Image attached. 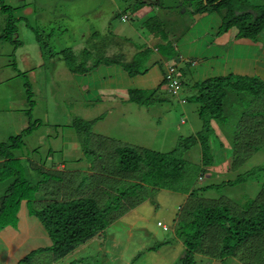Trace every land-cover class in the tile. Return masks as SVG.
Returning <instances> with one entry per match:
<instances>
[{"label":"rangeland","instance_id":"1","mask_svg":"<svg viewBox=\"0 0 264 264\" xmlns=\"http://www.w3.org/2000/svg\"><path fill=\"white\" fill-rule=\"evenodd\" d=\"M136 1L0 0V144L8 143L11 137L23 134L25 129L39 121L32 134L23 135L24 147L14 150L15 156L25 154L22 161L25 173L34 184L46 179L48 173H52L50 171L54 176L56 174L42 185L39 200L35 198L33 202L38 211L56 200L63 202L92 197L102 207L115 202L110 194L117 186L113 179L124 186L132 181L118 179L119 156L112 152L105 153L103 143L108 144V149L114 148L111 142L116 140L114 145L117 146L126 143L136 148L169 152L177 145L180 136L189 137L204 129L199 103L193 96L189 97L193 81L189 84L190 73L183 63L182 69L186 70V74L179 95H172L167 85L158 90L157 95H166V92L171 95V101L162 103L168 107L166 112L161 103H127L125 101L130 99L126 96L121 99V94L114 92L99 101L97 99L100 97L90 90L86 94L91 103L85 104L75 74L66 63L67 57L72 56L69 48L77 55L78 61L83 56L85 58L84 51L88 50L89 58L85 61L88 65L97 59L106 60V57L121 53L130 61L140 57L139 48L147 50L153 45L152 35H163L160 38L161 50L152 47L150 60L144 56L143 63L154 60L165 68L175 63L174 58L180 54L197 58L200 62L205 56L219 51L216 43H226L225 49L234 54L240 55L245 49L249 53L242 63L230 64L225 59L226 66L231 67L234 73L254 74L264 80V31L256 39L238 37L235 25L220 32L225 10L199 14L194 11L196 4L188 0H140L145 2L142 7L149 6L147 9H137ZM249 1L264 3V0ZM3 4L11 8L4 10ZM156 5H159L156 10L151 7ZM146 10L155 15L139 23L134 13ZM125 12L131 14L126 21L122 19ZM11 13L16 18L17 31L9 40L2 36L8 31L7 22ZM126 56L132 57L128 59ZM206 72L192 71L191 75L197 80ZM81 75L88 76V72ZM229 90L224 121H213L214 132L211 133L209 148V153H214L216 160L227 159L224 164L226 171L216 173L220 170L209 168V173H205L204 179L199 182L203 186L235 179L238 174L264 164V95L257 98L250 89L248 92ZM11 104L15 105V110L7 111L5 108H10ZM143 106L154 108L148 111ZM91 118L95 119L91 122L90 137L86 142L82 134L85 130H77L74 120L89 122L87 120ZM153 121L161 128L171 127L175 130L171 133H178L179 138H172L170 133L166 142L158 141L161 134L158 131L152 133ZM247 130L255 132L256 137H251ZM222 141L229 148L224 147ZM230 148L237 152L238 168L229 170L227 166L236 162ZM183 158L192 169L201 167L202 145H192L184 152ZM61 163L65 164L63 170L58 169ZM40 169H43L42 172ZM187 170L190 171L188 166ZM136 176L139 178L140 173ZM58 178L64 179L60 181ZM7 183L0 182V196ZM146 186L145 191L142 190L137 196L142 202L131 206L132 209L129 206L122 208L115 217L111 214L110 227L79 245L73 253L56 259L53 252H39L24 264H130L144 248L173 238L174 227L165 231L157 224L158 220L164 221L163 215L170 211L173 193ZM258 196H264V169L236 185L214 187L196 198L208 205L223 206L229 203V198L241 204L250 197ZM129 213L134 214L131 218L139 222L135 223L133 219V227L125 229L117 220L119 215L123 219ZM36 219H26L23 229H19L15 235L6 233V230L0 231V264H17L32 248L52 244L44 225L38 217ZM7 230L13 229L9 227ZM178 247L175 239L173 244L146 252L134 264H181L182 258L178 256L184 254V248L181 243L180 252L174 256ZM114 255L116 259L112 257ZM234 259L221 261L197 254L195 264H243Z\"/></svg>","mask_w":264,"mask_h":264},{"label":"trees","instance_id":"2","mask_svg":"<svg viewBox=\"0 0 264 264\" xmlns=\"http://www.w3.org/2000/svg\"><path fill=\"white\" fill-rule=\"evenodd\" d=\"M188 2L196 4L194 11L199 12V14L225 10L220 32L227 31L235 25L238 29V37L256 39L264 31V3L255 4L249 0H188ZM144 3L140 0L136 1V8L140 9ZM10 8L7 4L2 5L4 10ZM126 13L131 17V14L128 12L124 14ZM15 23L16 18L11 13L7 22L8 31L3 34L2 38L12 40V36L17 31ZM161 36L163 35H152V38L156 40L160 39ZM152 47L154 50H161L160 42H158L151 47L149 46L147 50L142 47L139 48L140 57L138 56V59L129 61L121 53L117 56L106 57V60L97 59L92 63L93 65L91 64L92 66L85 62L89 58L88 50L84 51L85 58L83 56L82 60L78 61L77 55L69 48L72 56L65 60L70 66V70L79 75L86 74L105 63L107 65H121L130 76H135L146 73L153 64L161 65L160 62L154 60L149 61L150 63H143L144 56L150 60L151 54H153ZM173 65L176 64L173 63ZM167 68L162 85L166 84ZM180 69L178 66L177 77L181 83H184V74L180 72ZM191 88L189 97L193 96L199 103V115L203 120L204 129L189 137L180 136L177 145L169 152L144 147L136 148V146H130L126 143L117 146L114 145L116 140L111 142L114 148L108 149V144L103 143L105 144L104 149L106 148L105 151L103 150L105 153L110 154L112 152L119 156L120 165L116 174L118 179L132 181L130 185L124 186L118 184L117 179H113L117 186L113 191L114 193L111 192L110 194L115 202L113 201L105 207L100 206L96 199L86 197L63 202L56 200L53 203H47L42 210L38 211L33 202L35 198L37 201L41 186L50 180L51 176L56 177V174L54 176L53 171L48 170L52 173H48L46 179L34 184L26 176L22 160L13 158V154L15 149L24 147L23 135L32 133L39 121L25 129L23 134L11 137L8 143L0 144L2 148L0 156L4 158L3 161L0 160V182H8L3 195L0 196V231L7 227H18V214L22 206L26 204L29 214L38 217L52 239L51 245L30 251L17 264H24L31 256L39 252H53L56 259L73 253L79 245L85 244L110 227L111 214L115 217L122 208L127 206L131 208V206H136L142 202L137 196L142 190L145 191L146 185L154 187L156 190L166 189L188 194V196L181 205L173 226L166 224L167 227L163 228L165 231H170L174 227V237L144 248L133 257L130 264L139 261L146 252L157 251V247H163L168 243L173 244L175 239L181 242L184 248V254L178 256L182 258L181 264H195L197 254L221 261L236 258L243 264H264V196L250 197L241 204L235 203L229 198V203L223 206L208 205L205 201L196 198L197 195L206 193L207 190L214 187L227 184L236 185L264 169V164H259L244 173L238 174L235 179L204 186L199 183L204 179L205 173H209V168L215 167L217 170L226 171L224 167L226 161L218 162L214 153H209V148L211 133L214 132L213 121H224L225 100L229 89L237 92H248L250 89L253 95L258 98V96L264 95V80L257 75L230 72L195 81ZM158 90L159 88L148 91L135 89L131 91V99L142 105H150L161 101L159 98H153ZM27 92L30 99L28 87ZM83 119L74 120L76 121L75 127L80 131L85 130L82 134L87 142L90 137V125L95 118L87 120L89 122L80 121ZM243 125H245L244 122ZM72 126L74 125L72 124ZM247 131L251 137H256L255 132ZM197 143L202 145V166L194 170L183 158V154ZM222 143L224 144L223 141ZM224 147H226L225 144ZM230 149L236 162L227 166L229 170L238 168L236 167L237 152L233 148ZM187 166L190 171L187 170ZM42 170L40 169V172ZM137 173H140L139 178L136 176ZM60 179L64 178H58V180ZM114 212L116 213L114 214ZM112 257L116 259V255ZM120 258L121 256H119Z\"/></svg>","mask_w":264,"mask_h":264},{"label":"crops","instance_id":"3","mask_svg":"<svg viewBox=\"0 0 264 264\" xmlns=\"http://www.w3.org/2000/svg\"><path fill=\"white\" fill-rule=\"evenodd\" d=\"M148 7L149 6L142 7L140 9H147ZM151 7L156 10V8L159 7V5H156L155 7L154 6H151ZM135 13L137 15H135ZM135 13H134V16L140 20V21H138L139 23H142L143 20H149L155 15V13H152L149 10H146L145 12L136 11ZM158 42H161V39H156V40L152 39V44H156ZM224 44H226V43H216L215 45L219 46L218 47L219 51L215 52L214 55L205 56V58L202 59L200 62H199V59H197V58H187V57L183 56L182 54H180L179 56L174 58L176 60L175 64L181 68L180 72L183 73L184 76L186 74V70L182 69L183 68L182 63H183V66L186 65V67L190 73L189 82L193 81V83L195 81L203 80V79H206L208 77L224 75V74H228L230 72H235L231 69V67L225 65V59H228L230 61V64H233L234 62L242 63V61H244L247 58L249 53L245 49V52L240 54V55L234 54V53H232V51H230V50L228 51L227 49H225V47H227V46ZM189 54H191V53H189ZM126 57L128 58V56H126ZM130 58H128V59H130ZM189 60H192V62L190 63ZM166 68H167V66L165 68H163L161 65L156 63V64L151 65L149 67V70L146 73L138 74L135 76H130L129 73L121 65H118V64L107 65L105 63H102L97 68L88 72V76L79 75V74H75V73H73V74H75L74 78L77 81L79 91H81L84 95V103L85 104L91 103V101L88 100V94H86V93H89L90 90L93 94L100 97L99 99H97L99 101H101V100L103 101L105 96H108V93L114 92L116 94H121V99H124L123 96H126L127 99H130V101L125 99L126 100L125 102H127V103L128 102H135V103L139 104L138 102L131 99V91H133L135 89H143L145 91H148L151 89L161 88V85H162L161 83H163L164 74L166 73ZM192 71H199L200 73L206 72V71H208V72H206L201 79L195 80L191 75ZM238 73L248 74L245 72H238ZM251 75H254V74H251ZM164 85H166V84H164ZM164 85H162V87ZM160 91H162V90H160ZM167 93L168 92H166V95H164L163 93H160L159 95H157L158 92L156 94H154L153 98H155V97H156V99L159 98L161 101L152 103V105L156 104V103H161V105H162V103H168L169 101H171L170 100L171 95L169 93L167 95ZM94 101H95V99L92 100V102H94ZM143 107H145V106H143ZM161 107L165 110V112L168 109V107L166 105H162ZM145 108H147L148 111H152L154 106L152 108H148V107H145ZM5 109H7V111H14L15 105L11 104L10 108L6 107ZM151 128H152L153 134L155 132L157 133V131L161 134V139H159L158 141H162V142H164V141L166 142L167 136H170V133L175 131L171 127L161 128L160 126H156L155 121L152 122ZM32 133H29L28 135H30ZM171 137L178 139L179 134L178 133H176V134L171 133ZM20 149L21 148H17L15 150L17 151ZM15 155L16 154L14 152L13 158H19L22 161H23V158H25L24 153H21V156H15ZM0 160L3 161L4 158L2 156H0ZM222 160L225 161L227 159L223 158ZM218 162H219V160H218ZM64 165H65L64 163H61L59 165L58 169L63 170V168H65ZM218 172H225V171H217L216 173H218ZM7 185H8V183H7ZM41 187L43 188V186H41ZM41 191H39V192H41ZM160 191L161 192L169 191V192L173 193V196L171 197L172 204L169 208L170 211L167 212L166 215H163L164 221L158 220L157 223L159 221H162L163 223H165L167 225L173 226V223L177 217L178 211H179L181 205L187 199L188 194L178 193V192H174V191L166 190V189H161ZM177 194H180L181 197H178ZM161 195H162V193H161ZM37 197H38V199H37V201H38L39 195H37ZM160 209L161 208H159V210ZM132 215H134V214H131V213L126 214L123 219L119 218V221L117 220V222L121 223L125 229H128L127 227H133V224H135L139 221H136V218H131ZM33 217H34V215L29 214L28 205L24 204L21 208L20 213H19L18 227L17 228L10 227L13 230H7V228H9V227H7L4 230H6L5 232L8 234L15 235L19 229H21V230L23 229V226L25 224L26 219H30L29 221L37 220L35 217L33 220ZM133 219L135 220L134 221L135 223L132 222ZM127 221H129V222H127ZM141 222L144 223L143 219L141 220ZM148 222H151V221H147L146 223H148ZM129 223H131V224L129 225ZM129 229L132 230V228H129ZM4 230H2V231H4ZM125 232H127V231H125ZM8 234L6 235V238H8ZM23 237H24V235H23ZM178 243H179V247L177 248L178 250L174 254V256L178 252H180L181 242H178ZM34 249L35 248H32V250H34Z\"/></svg>","mask_w":264,"mask_h":264},{"label":"built area","instance_id":"4","mask_svg":"<svg viewBox=\"0 0 264 264\" xmlns=\"http://www.w3.org/2000/svg\"><path fill=\"white\" fill-rule=\"evenodd\" d=\"M129 16L127 14L123 15L122 19L123 20H127ZM167 74L165 76L166 78V85L168 88V91L172 94V95H179V89L181 87V82L180 79L177 77V72H178V66L177 65H173L170 64L167 66ZM159 226H162L164 228H166V224L162 223V222H158Z\"/></svg>","mask_w":264,"mask_h":264},{"label":"clouds","instance_id":"5","mask_svg":"<svg viewBox=\"0 0 264 264\" xmlns=\"http://www.w3.org/2000/svg\"><path fill=\"white\" fill-rule=\"evenodd\" d=\"M39 194V193H38Z\"/></svg>","mask_w":264,"mask_h":264}]
</instances>
